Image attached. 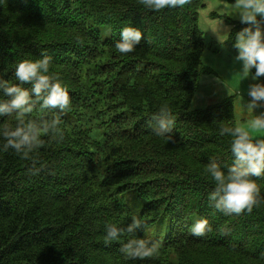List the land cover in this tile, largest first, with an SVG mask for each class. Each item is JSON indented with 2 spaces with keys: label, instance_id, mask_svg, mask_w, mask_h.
<instances>
[{
  "label": "trees",
  "instance_id": "obj_1",
  "mask_svg": "<svg viewBox=\"0 0 264 264\" xmlns=\"http://www.w3.org/2000/svg\"><path fill=\"white\" fill-rule=\"evenodd\" d=\"M203 5L151 11L140 0H0V77L16 83V64L44 52L72 101L56 113L63 139L42 133L31 153L38 174L0 138V264H264V202L225 216L208 200L215 185L206 165L232 163L231 137L220 129L236 122L231 100L191 108L206 47ZM225 21L231 42L248 26ZM126 26L142 38L121 54L115 43ZM162 106L175 124L157 137L146 121ZM15 124L0 117V129ZM252 179L264 197V176ZM133 216L141 221L134 234L105 243L106 223L126 226ZM202 218L212 230L193 236ZM133 237L158 244V254L127 258L121 249Z\"/></svg>",
  "mask_w": 264,
  "mask_h": 264
},
{
  "label": "clouds",
  "instance_id": "obj_2",
  "mask_svg": "<svg viewBox=\"0 0 264 264\" xmlns=\"http://www.w3.org/2000/svg\"><path fill=\"white\" fill-rule=\"evenodd\" d=\"M191 0H140V4L151 11H161L166 8H182ZM234 7L241 24L248 26L235 34L233 47L237 50L235 59L241 62L242 76L249 77L247 95L250 100L246 108L253 110L264 107V0H235ZM259 17V19H258ZM227 32L222 23L214 33ZM142 38V32L134 26H126L120 30L115 49L121 54H128L136 49ZM51 57L41 52V58L24 59L15 66L16 83L0 77V117H15L16 124L5 125L0 129L5 151L12 149L25 160H32L30 174L40 172L37 161L31 158V153L38 150L43 141L41 134L53 140H62L64 133L61 128L60 116L70 110L72 101L68 89L61 82L58 74L50 71ZM30 85V87H24ZM47 113L55 110L51 119L35 120L31 118L34 111ZM147 126L157 137L168 136L175 121L167 106L160 107L147 118ZM249 127L257 132H264V112L255 115ZM220 135L231 137L230 152L232 163L223 165L216 158H210L206 172L214 182V189L209 193L208 200L216 211L228 216L240 214L247 210L251 212L254 206L264 202L258 185L253 177L264 176V138L253 139L249 131L241 126H224ZM141 221L133 216L126 226L118 227L112 223L105 224V243L119 241L128 234H134ZM212 230L207 219H198L190 227L191 234L203 237ZM121 251L129 259L153 257L159 252V245L139 238L127 239Z\"/></svg>",
  "mask_w": 264,
  "mask_h": 264
},
{
  "label": "rangeland",
  "instance_id": "obj_3",
  "mask_svg": "<svg viewBox=\"0 0 264 264\" xmlns=\"http://www.w3.org/2000/svg\"><path fill=\"white\" fill-rule=\"evenodd\" d=\"M204 5L198 11V27L203 32L205 50L202 54L201 71L198 83L191 101V108H205L224 100H231L236 126L249 131L253 139L264 138V132H257L249 127L255 115L264 112V107L251 110L246 108L250 97L247 87L251 80L242 76L241 62L235 59L237 50L234 42L229 41L227 32L214 33L222 23V28L230 26L225 17L239 21L235 0H203ZM260 82L262 80L260 79Z\"/></svg>",
  "mask_w": 264,
  "mask_h": 264
},
{
  "label": "crops",
  "instance_id": "obj_4",
  "mask_svg": "<svg viewBox=\"0 0 264 264\" xmlns=\"http://www.w3.org/2000/svg\"><path fill=\"white\" fill-rule=\"evenodd\" d=\"M229 25V24H228ZM229 26H231V25H229Z\"/></svg>",
  "mask_w": 264,
  "mask_h": 264
}]
</instances>
